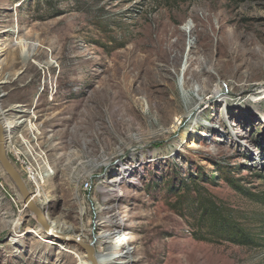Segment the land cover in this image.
Returning a JSON list of instances; mask_svg holds the SVG:
<instances>
[{"label":"rangeland","instance_id":"obj_1","mask_svg":"<svg viewBox=\"0 0 264 264\" xmlns=\"http://www.w3.org/2000/svg\"><path fill=\"white\" fill-rule=\"evenodd\" d=\"M0 27L36 45L28 58L7 50L0 92L8 120L37 128L56 167L42 199L62 233L89 244L120 227L94 246L130 251L116 263L264 264V0H0ZM171 30L183 35L176 65ZM0 185V264L84 260L30 234L37 224L1 167ZM89 200L114 214L105 232ZM215 206L251 243L203 221Z\"/></svg>","mask_w":264,"mask_h":264},{"label":"built area","instance_id":"obj_2","mask_svg":"<svg viewBox=\"0 0 264 264\" xmlns=\"http://www.w3.org/2000/svg\"><path fill=\"white\" fill-rule=\"evenodd\" d=\"M14 22L17 25L15 20ZM1 28L3 27H0V29ZM7 33L12 36V31L9 32L5 29L0 30V56L4 58V60L5 53L9 48L18 47L12 37L10 38V41L6 43L7 39L3 35ZM3 84L5 83L0 82V86ZM3 95L4 94L0 92V121L4 131L6 157L23 180L32 201L44 212L45 216L48 217V214L44 211L47 204L45 200L42 199V192L47 182L56 175V167L50 159L46 145L43 143L40 132L37 128H31L28 125L26 126L22 120L17 123L12 122L13 124H8L10 122L8 120L9 110H7L2 103ZM90 173L82 182V192L84 195H87V198L89 199L90 196L94 195L96 192V185H93V182H96V180L99 179L94 173ZM89 203L91 206H89L88 212L94 228L100 227L103 229L102 231L105 232L104 230L112 227L110 224H115V218L112 211L105 212V210H103V212H101V210L97 209L90 200ZM21 210H27L23 204H21ZM103 236L107 235L104 234L102 237ZM99 238L100 237H95L94 239L96 242H94L95 247ZM105 245L107 246L108 244Z\"/></svg>","mask_w":264,"mask_h":264},{"label":"bare ground","instance_id":"obj_3","mask_svg":"<svg viewBox=\"0 0 264 264\" xmlns=\"http://www.w3.org/2000/svg\"><path fill=\"white\" fill-rule=\"evenodd\" d=\"M171 33L172 34H176L177 37H178V39L174 42V44L171 43L169 45L170 48L166 51V54L169 53L167 55V57H166V60L168 62H170L172 65H176L177 61L179 60L181 51H182V48H181V46H182L181 40L182 39L181 38H182L183 35L180 34L178 31H175V30H171ZM16 34H17V30L16 31L13 30L12 31V36H13L12 38L15 40V43H16V45L19 48V52H18L19 54L18 55H20V57H23V58L30 57L32 55L30 52H31L32 49H34V47H36V45L35 44H30L29 42H26V41L16 40V37H17ZM0 53H1V51H0ZM4 62H5L4 58H2L0 56V73L2 72V67L4 65ZM48 64H49V66H54V68L56 67L55 66V62L52 59H50V61L48 62ZM229 64H232V63H229ZM243 64H244L243 62L240 63V67ZM228 70L229 71L230 70H233V67L232 66H228ZM142 71H143V68L141 70V73H142ZM228 74H229V72H228ZM195 75L197 76L198 73H195ZM228 77H231V76H228ZM207 84H208V82H204V85H207ZM17 108H20V107H17ZM8 124H13V123L12 122H9ZM193 146H195V145H193ZM116 182L117 181H116L115 178H114V180H111L109 182V184L111 185L110 192H111L112 195H114L116 193V185H115ZM113 198H115V197H113ZM41 206H44V205H41ZM46 218H47L48 223L51 225L52 229H54L55 231H57L59 233H62L63 231L65 232V229L66 228H64V225H65L64 223L58 222L55 219L54 220H51L49 217H46ZM21 224H22V219L21 218L18 219L16 222H14L12 224L11 230H12L13 237L15 238V239L13 238L14 239V241H13L14 243H17L18 240H19V238L22 237L20 234L17 233L19 231V229H20ZM120 229L121 228L118 227L116 229V232H114L113 234H111L109 236L108 235L107 236H103V237L101 236L100 239H102L103 241L101 242L100 246L102 247V245L110 244V242L108 243L106 240H109L108 238H110V237H112L114 235L120 234L121 233ZM30 234H32L34 237H36L38 240H40V241H42L44 243H47L49 245H52V246L57 247L58 252L59 251L60 252L61 251H66V247H67L66 244H59V243L55 242L54 240H50V239L48 240V239L44 238L42 236V233L40 232V230L38 228L32 229L30 231ZM63 234H65V233H63ZM75 237H78V236H75ZM105 249H106V251L103 254L95 253V260H96L97 264H125L126 263V262L125 263H116L115 260L125 258L127 255H129V252H130L129 250H127L122 255L113 256V255H111L109 253V251L111 250V248H105ZM95 250H96V248H95ZM83 259L84 260H82L81 258H78L79 264H90L89 262H87L85 260L84 257H83Z\"/></svg>","mask_w":264,"mask_h":264},{"label":"water","instance_id":"obj_4","mask_svg":"<svg viewBox=\"0 0 264 264\" xmlns=\"http://www.w3.org/2000/svg\"><path fill=\"white\" fill-rule=\"evenodd\" d=\"M0 167L4 175L10 180L14 189L18 193L21 203L26 207L29 216L33 217L37 228L42 233V236L48 238L50 240H54L57 243L71 245L78 247L84 254L86 261L90 264H97L95 260V248L94 242L86 244L78 237H74L71 235H66L63 233H59L52 229L51 225L48 223L47 218L42 210H40L35 203L30 198L27 188L10 164L9 160L6 157V151L4 147V131L0 121Z\"/></svg>","mask_w":264,"mask_h":264},{"label":"trees","instance_id":"obj_5","mask_svg":"<svg viewBox=\"0 0 264 264\" xmlns=\"http://www.w3.org/2000/svg\"><path fill=\"white\" fill-rule=\"evenodd\" d=\"M230 183V182H229ZM232 187L236 189L233 183H231ZM206 202L204 200H201V207H204ZM203 221H205L207 224H209V227L213 231H218L220 233L229 235V240L234 243H251V239L248 238L246 235L243 234V232L237 230L233 231V226L228 224L218 213V209L213 207L212 210L208 208L203 209V215H202Z\"/></svg>","mask_w":264,"mask_h":264}]
</instances>
